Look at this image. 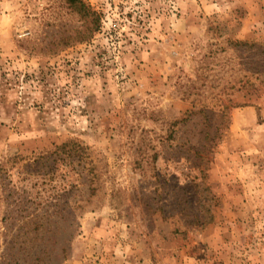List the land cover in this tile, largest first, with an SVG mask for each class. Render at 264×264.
I'll return each mask as SVG.
<instances>
[{"label":"rangeland","instance_id":"1","mask_svg":"<svg viewBox=\"0 0 264 264\" xmlns=\"http://www.w3.org/2000/svg\"><path fill=\"white\" fill-rule=\"evenodd\" d=\"M84 1L0 0V264H264V0Z\"/></svg>","mask_w":264,"mask_h":264},{"label":"trees","instance_id":"2","mask_svg":"<svg viewBox=\"0 0 264 264\" xmlns=\"http://www.w3.org/2000/svg\"><path fill=\"white\" fill-rule=\"evenodd\" d=\"M66 3L69 4L70 7H72L73 10L77 12L83 11V16H90L92 21V31H97L100 26V15L94 11L89 5L86 4L84 0H65ZM245 43V42H244ZM63 147L67 145V143L62 144Z\"/></svg>","mask_w":264,"mask_h":264}]
</instances>
